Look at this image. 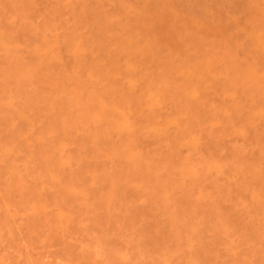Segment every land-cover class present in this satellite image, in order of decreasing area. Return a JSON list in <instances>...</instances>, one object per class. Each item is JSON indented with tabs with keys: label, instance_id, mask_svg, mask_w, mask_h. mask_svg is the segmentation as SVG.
I'll return each mask as SVG.
<instances>
[{
	"label": "rangeland",
	"instance_id": "1",
	"mask_svg": "<svg viewBox=\"0 0 264 264\" xmlns=\"http://www.w3.org/2000/svg\"><path fill=\"white\" fill-rule=\"evenodd\" d=\"M0 264H264V0H0Z\"/></svg>",
	"mask_w": 264,
	"mask_h": 264
},
{
	"label": "bare ground",
	"instance_id": "2",
	"mask_svg": "<svg viewBox=\"0 0 264 264\" xmlns=\"http://www.w3.org/2000/svg\"><path fill=\"white\" fill-rule=\"evenodd\" d=\"M110 81V80H109ZM112 81V80H111ZM197 82V81H196ZM191 83V82H190ZM114 84V83H113ZM194 84V83H193ZM198 84L200 85L201 83L198 82Z\"/></svg>",
	"mask_w": 264,
	"mask_h": 264
}]
</instances>
